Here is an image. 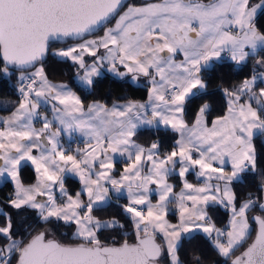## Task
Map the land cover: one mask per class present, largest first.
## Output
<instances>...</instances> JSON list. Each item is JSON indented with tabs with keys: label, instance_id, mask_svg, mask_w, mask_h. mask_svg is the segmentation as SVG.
<instances>
[{
	"label": "snow or ice",
	"instance_id": "6c2138e0",
	"mask_svg": "<svg viewBox=\"0 0 264 264\" xmlns=\"http://www.w3.org/2000/svg\"><path fill=\"white\" fill-rule=\"evenodd\" d=\"M262 29L264 0H154L139 5L125 0H0V75L9 80L16 76L21 96L14 112L0 117L8 125L0 132L5 141L0 142V181L14 184L0 207V239L5 241L0 243V264H185L179 252L194 233H203L231 264H264V216L252 217L258 225L254 239L248 216L256 206L264 211L262 197L249 193L237 206L233 187L256 170L254 139L264 137V87H257L264 82ZM97 32L103 35L88 38ZM58 40L77 41L53 55L70 60L78 73L82 70L79 79L89 88L105 69L120 78L131 74L134 81L147 78L148 100L110 109L94 101L85 107L66 84L48 79L45 57L50 42ZM222 53L237 64L250 56L259 59L250 78L222 88L226 110L211 126L208 102L187 119L196 91L207 89L203 70ZM41 102L51 104L53 120L43 116V127L37 129L32 122L41 117ZM53 121L61 128L50 131ZM160 124L179 136L176 146L163 154L159 141L144 147L135 139L141 126ZM62 130L69 135L78 131L95 146L89 143L73 154L59 141ZM113 154L128 160L118 179ZM27 162L38 179L26 186L22 168ZM229 163L230 171L225 167ZM191 170L207 182L201 187L189 183ZM68 172L77 174L83 185L75 195L65 189ZM173 173L185 178L179 192L169 183ZM125 191L129 202L121 207L135 240L107 244L102 231L125 225L115 218L101 220L93 210L109 201L110 193ZM260 191L264 194V177ZM172 205L179 211L178 223L167 218ZM215 205L230 210L224 229L210 215ZM28 210L35 212L36 223L25 229L28 238H20L14 217ZM68 226L75 227L73 236L80 242L56 238V230ZM192 264H202L201 256L194 254Z\"/></svg>",
	"mask_w": 264,
	"mask_h": 264
},
{
	"label": "trees",
	"instance_id": "16d2710c",
	"mask_svg": "<svg viewBox=\"0 0 264 264\" xmlns=\"http://www.w3.org/2000/svg\"><path fill=\"white\" fill-rule=\"evenodd\" d=\"M148 2H154V0H129L126 3L143 4ZM101 33L102 32H97L90 37H95ZM72 42H75V40H65L63 42L54 41L50 43L49 52L45 57L44 65L49 80L67 83L70 88L81 97L84 104L98 101L104 105H110L116 102H126L130 100L139 102L147 100L149 95V87L147 84H136L129 79L116 78L107 73L97 78L93 87L88 89L82 87L76 80V74L78 73L77 66L70 60L62 59L52 53L53 49H59L61 46ZM260 56H264V52H260ZM256 59H259V57L250 56L248 61L243 64H237L225 56L219 60H214L210 67L205 68L202 73L203 78L207 82V89H203L192 97L188 104L186 118L191 120L198 107L205 102L211 104V112L208 117L209 125L216 116L223 115L226 107V99L222 88L231 89L239 85L246 78H250L253 73V66ZM261 70L262 69L259 68L257 69V71ZM262 85V82H258L257 87H262ZM17 88L18 83L16 76H13L9 80L7 77L0 75V98L14 99L17 101L20 97ZM11 110L12 108H0V112L3 113L10 112ZM135 139L138 143L145 146L159 141L161 144V153L163 154L170 152L175 147L177 134L172 132L169 128H142L138 130ZM254 143L258 153L256 170L245 173L242 182H234L233 184L234 190L238 196L237 206H239L240 202L249 198V193L254 194L256 197H262L259 201L260 203L264 200L263 194L260 191L261 179L264 177V137H256ZM22 180L25 185H30L35 181V171L31 165L24 164L22 168ZM64 182L69 195H73L78 191L79 182L76 179L66 176ZM177 186L178 183L175 184V187ZM13 190L14 185L10 181H5L0 185V207H4V202ZM122 205H125L124 200L118 202L112 201L93 210V215L101 220H112L115 218L118 219L121 224L125 225L122 229H105L102 231L100 238L107 244H119L125 240L134 242L135 240L133 225L128 214L123 211ZM209 212L217 228L226 227L230 217V210L215 205L209 209ZM252 212L264 216V211H262L259 206L251 209L248 214ZM168 217L172 221H176V211L170 210ZM14 221L20 233V238H28V233L25 229L29 224L35 225V212L33 210L20 212L15 215ZM2 223H4V218L0 216V224ZM249 223L252 226V239L255 231V224L251 219H249ZM28 230L31 231V229ZM56 238L63 243L80 242L73 236V226L60 227L57 229ZM157 239L161 242L159 238ZM4 242L5 241L0 239V243ZM241 250L242 249L237 251L235 255ZM194 254L201 256L202 264H228L230 261L220 256L217 251L214 250L211 241L198 233L193 234L191 237H186L179 252L180 258L185 261V264H192V257Z\"/></svg>",
	"mask_w": 264,
	"mask_h": 264
},
{
	"label": "crops",
	"instance_id": "0c3cea01",
	"mask_svg": "<svg viewBox=\"0 0 264 264\" xmlns=\"http://www.w3.org/2000/svg\"><path fill=\"white\" fill-rule=\"evenodd\" d=\"M203 2L204 3H207L208 1H203ZM148 3H152V2H148ZM137 5H139V4H137ZM99 35H101V34H99ZM97 36L90 37L89 39H94ZM103 52H104V50L101 49V54H103ZM223 56H225L228 59H230V57L228 56L227 53H222V57ZM178 59H183L182 55H179L178 56ZM85 60H86V62H88L89 60H91L90 62H92V57L85 56ZM212 62H211V64H212ZM210 65L208 67H206V68H209ZM124 70L125 69L123 67H121V71H124ZM81 71H79V72H81ZM106 73L109 74V75H111V76H113V77L120 78V77H117V76L113 75L111 72H109V71H107L105 69L103 71V75L106 74ZM120 79H129L133 83H136V84H147L148 87H150V85L148 84L147 78H145V77H140L139 80L134 81L133 78H132V75L129 74L128 76L123 77V78H120ZM52 82L57 83V84H66L70 88V86L67 83H65V82H56V81H52ZM258 82H260V81H258ZM262 83H263L262 87H264V82H262ZM82 87H84L85 89H88L89 88L87 85H83ZM202 90L203 89L197 90L196 93H198V92H200ZM72 91H74V90H72ZM20 100H21V96L19 97V99L17 101L14 100V99L0 98V108H3V109L12 108V110L10 112H7V113L0 112V117H8V116H10L12 114V112L15 111V109L18 106ZM147 100H148V98H147ZM127 102L128 101H126V102H116V103H113V104H125ZM143 102H145V101H143ZM92 103L93 102H90V103L84 104V105H85V107H87L88 105H91ZM100 104H102V103H100ZM113 104L106 105V106L110 109V108H112ZM225 105H226V102H225ZM225 110H226V107H225ZM38 111L40 112L41 117L35 118L33 120V122H32L33 127L37 128V129L43 127V120H42V117L43 116H47L49 120H53V112H52L51 104L41 102V106L38 109ZM209 126H211V124ZM158 127L168 128V127H165L164 125L160 124L158 126H141L139 129H142V128H158ZM57 128H61V125L58 122L53 121L50 131H55ZM7 130H8V125L4 124L3 120H0V132H6ZM177 139H179L178 134H177ZM59 141H60V143L63 145V147L65 149H71V150H73V154H76L75 151H74L75 149H77V148L84 149V148L87 147V145L89 143H92L93 146H95L94 141H92L89 137H87L86 135H84V134H82V133H80L78 131L73 132L71 135H69L67 131L62 130L61 133H60V136H59ZM0 142H5V141L0 140ZM150 145H151V143L149 145H146V146L143 145V146L144 147H149ZM36 154H38V153H36ZM113 158H114V160L116 162L115 163V169L113 171V175L115 176V178L118 179L119 178V174L123 171V168L127 164L128 160H127V157L126 156H121L119 154H113ZM225 159L227 160V158H225ZM25 164L31 165L30 162H27ZM31 166L33 167V169L35 171L34 166L33 165H31ZM225 167H226L227 170L230 171V163L229 164H226ZM177 168H179V165L177 166ZM66 176H70V177L76 179L79 182V188H78V191L77 192H81L83 185H82V183H81V181L79 179V176L77 174H74V173H71V172L65 173L64 174V179H65ZM37 179H38V176H37V173L35 172V181L32 184H35L37 182ZM184 179L185 178L179 177V175L177 173H173L169 177V183H171L173 185H175L176 183H178V186L174 188V191H176V192H179L180 191V189L183 187V181H184ZM186 179H187V181L189 183L195 185L196 187H201V186H203L207 182L205 177H201V176H198L196 174V170L189 171V173H187V175H186ZM4 182L5 181H0V185L2 183H4ZM32 184H30V185H32ZM151 187L155 188V185H153ZM65 189L67 190L66 186H65ZM56 195H57L58 202H62V197H61V194H60L58 188L56 189ZM73 195H75V194H73ZM110 195H111V199L109 201H107L105 204H107L109 202H112V201L118 202L120 200H124L125 204H127L129 202L126 191L125 192H122V193H114V192H112V193H110ZM263 197H264V194H263ZM84 199H86V197H84ZM151 199H152L153 203H155L156 200L158 199V194L155 191L152 193ZM262 203H264V200H263ZM105 204H103V205H105ZM171 208H172L171 211H176V213H177V219H176V221H172L169 217H167V218H168L169 222H171V223H178L179 222V211H178V209H176L175 205H172ZM251 214H253V212L250 213V214H248L249 219H250ZM229 220H230V217L228 219V222H227L226 226L228 225ZM221 229H224V228H221ZM74 232H75V227L73 226V233ZM194 234H196V233H194ZM198 234H201L204 237H206L203 233H198ZM157 238H159L161 240V243L163 244V238H162V236H159L158 235Z\"/></svg>",
	"mask_w": 264,
	"mask_h": 264
},
{
	"label": "rangeland",
	"instance_id": "374dc122",
	"mask_svg": "<svg viewBox=\"0 0 264 264\" xmlns=\"http://www.w3.org/2000/svg\"><path fill=\"white\" fill-rule=\"evenodd\" d=\"M114 23H115V21H113V24H114ZM109 26H112V25H109ZM101 35H103V33H101ZM98 36H99V35H98ZM75 43H77V41L72 42V43H69V44H67V45H63V46H61L59 49H53V50H52V53H54V52L57 51V50L66 49V48L72 46V45L75 44ZM90 61H91V60H89L87 63H91ZM82 75H83V71H81V72H79V73L76 74V80L78 81V83H79L81 86L85 85V84L79 79V76H82ZM255 214H256V213H255ZM255 214H254V213L251 214L250 219H251V217L254 216Z\"/></svg>",
	"mask_w": 264,
	"mask_h": 264
},
{
	"label": "water",
	"instance_id": "95a60500",
	"mask_svg": "<svg viewBox=\"0 0 264 264\" xmlns=\"http://www.w3.org/2000/svg\"><path fill=\"white\" fill-rule=\"evenodd\" d=\"M129 0H125V3L126 2H128ZM146 1H152V0H146ZM58 41H60V42H63V41H65V40H58ZM51 42H54V41H51ZM50 42V43H51ZM49 48H50V44H49ZM255 214V213H254ZM259 214H255L254 216H258ZM260 216V215H259ZM253 217V216H252ZM252 217H251V220H252ZM253 222H254V224H255V231H254V235H253V237H252V239H254L255 238V235H256V231H257V229H258V225L256 224V222L254 221V220H252ZM157 242L158 243H161L158 239H157ZM250 242H251V240H250ZM249 242V243H250ZM78 243V242H77ZM122 243V242H121ZM129 243H132V242H129ZM247 247V245L245 246V248ZM244 249H242L241 251H243ZM240 254V252H238L236 255H239ZM228 264H231V261H229V263Z\"/></svg>",
	"mask_w": 264,
	"mask_h": 264
}]
</instances>
